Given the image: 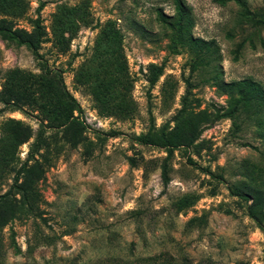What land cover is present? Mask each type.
Returning <instances> with one entry per match:
<instances>
[{
  "label": "rangeland",
  "instance_id": "rangeland-1",
  "mask_svg": "<svg viewBox=\"0 0 264 264\" xmlns=\"http://www.w3.org/2000/svg\"><path fill=\"white\" fill-rule=\"evenodd\" d=\"M182 2L181 27L172 0H23L0 13L39 34L36 47L0 34V124L31 133L17 166L38 137L77 133L38 181L36 214L0 229V264H264L248 215L253 195L264 213V27L230 0ZM96 41L123 67L103 69ZM96 74L129 109L97 106ZM241 80L263 98L220 116L227 84ZM182 105L198 121L191 142L174 130ZM70 114L78 123L66 126Z\"/></svg>",
  "mask_w": 264,
  "mask_h": 264
},
{
  "label": "trees",
  "instance_id": "trees-1",
  "mask_svg": "<svg viewBox=\"0 0 264 264\" xmlns=\"http://www.w3.org/2000/svg\"><path fill=\"white\" fill-rule=\"evenodd\" d=\"M224 2L225 0H219ZM240 7V18L248 21L254 27H264V9L251 10L245 0H230ZM264 2V0H263ZM176 16L175 24L181 27L184 24L186 11L182 0H172ZM23 7V0H0V13L4 15H15L20 13ZM159 16L163 21L166 19L162 12ZM167 22V21H166ZM11 21L6 18H0V34L3 38L17 40L33 47L39 42V34L28 33L23 30L11 29ZM42 33H40L41 35ZM116 31L110 29L107 35L114 37ZM96 41L95 50L103 60L106 61L103 69L107 67L108 71L114 66L121 67V62L117 56L110 52V44L104 43L100 47ZM104 46L103 49L101 47ZM36 47V46H35ZM118 67H116L118 69ZM123 67V66H122ZM227 105L222 108L220 116L233 118L238 110L241 101L251 99H262L263 94L251 81H236L227 84ZM93 93L97 106L107 110V112H120L122 109H129L126 102L118 94L113 79L102 77L96 74ZM16 100H20L21 95L12 93ZM185 98V97H183ZM2 100V99H1ZM69 100V98H68ZM69 101H72L71 99ZM18 108V107H15ZM175 120V131L180 133L183 140L191 142L197 135V122L193 120L186 107L182 105L178 109ZM66 126L76 125L78 122L71 116L68 117ZM65 126V127H66ZM30 129L21 121L7 118L0 124V183L5 179H11L8 188L0 194V229L13 219L22 220L34 216L37 212L40 193L37 189V183L42 178L45 168L50 166L54 156L60 153L62 145L69 143L75 146L77 133L69 134L64 131L60 139H56L52 144L44 137H38L29 148L26 158L19 163L17 156L18 146L27 141L30 137ZM171 136H175L170 132ZM57 141L61 143L56 147ZM54 154V155H53ZM244 194V193H242ZM246 197V195H244ZM253 201L248 207V215L256 222L257 226L264 232L263 212H260L262 202L253 195ZM261 216V217H260Z\"/></svg>",
  "mask_w": 264,
  "mask_h": 264
}]
</instances>
